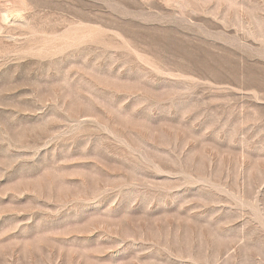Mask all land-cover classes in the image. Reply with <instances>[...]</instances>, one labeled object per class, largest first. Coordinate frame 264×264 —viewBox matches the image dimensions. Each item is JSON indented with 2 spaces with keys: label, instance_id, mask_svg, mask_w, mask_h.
Here are the masks:
<instances>
[{
  "label": "rangeland",
  "instance_id": "rangeland-1",
  "mask_svg": "<svg viewBox=\"0 0 264 264\" xmlns=\"http://www.w3.org/2000/svg\"><path fill=\"white\" fill-rule=\"evenodd\" d=\"M0 264H264V0H0Z\"/></svg>",
  "mask_w": 264,
  "mask_h": 264
}]
</instances>
